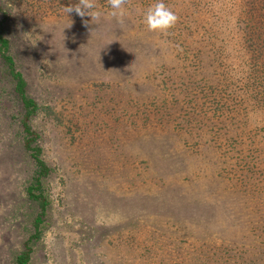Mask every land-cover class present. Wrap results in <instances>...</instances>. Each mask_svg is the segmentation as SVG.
Listing matches in <instances>:
<instances>
[{
    "label": "rangeland",
    "instance_id": "rangeland-1",
    "mask_svg": "<svg viewBox=\"0 0 264 264\" xmlns=\"http://www.w3.org/2000/svg\"><path fill=\"white\" fill-rule=\"evenodd\" d=\"M170 1L174 2L163 0L169 5ZM0 2L10 13L8 34L28 77L29 90L46 108L37 123L47 135V156L58 167L51 181L50 226L30 264L128 262L134 252L128 251L124 241L128 233L123 229L125 219H157L174 238L173 221L179 220L172 213L178 209L189 218L186 242L203 229L217 241L253 240V222L259 217L253 209L260 201L240 188L236 153L212 141L215 132L208 127L224 128L223 123L211 122L203 127L207 128L203 136L193 138L195 131L179 134L160 126L157 119L148 120L141 110L135 115L137 103L125 95L127 80L139 72L151 74L153 79L147 84L153 94L163 95L160 81L174 65L204 85L216 83L221 68L210 46L176 37L175 27L167 34L148 31L143 13L156 0H129L122 24L107 16V0L98 2L106 14L98 24L91 17L82 18L75 12L68 17L63 12L64 6L76 0ZM125 45L143 54L139 67L132 65L120 73L106 66L93 67L95 52H119L126 59L127 52L133 51L125 50ZM57 52L63 57L61 62ZM63 52L82 53L85 68L77 70L75 61ZM101 82L118 84L122 94L100 88ZM235 121L231 120L232 126ZM5 129L10 131L8 126ZM154 139L159 144L147 145ZM9 140L0 123V264L13 262L31 233L37 212L24 190L26 158L19 144ZM148 151L162 160L153 165L147 159ZM99 154L108 158L100 159L101 166L96 165ZM164 162L170 173L150 171ZM121 167L134 168L144 182L127 183L115 172ZM151 173L154 178L149 177Z\"/></svg>",
    "mask_w": 264,
    "mask_h": 264
},
{
    "label": "trees",
    "instance_id": "trees-1",
    "mask_svg": "<svg viewBox=\"0 0 264 264\" xmlns=\"http://www.w3.org/2000/svg\"><path fill=\"white\" fill-rule=\"evenodd\" d=\"M173 1L170 5L164 3L179 17L176 37L210 46L215 53L214 60L221 68L220 79L204 85L191 72L177 71L174 65L160 81L163 95L153 94V88L147 84L153 79L151 74L145 76L140 72L134 79L127 80L125 95L137 103L135 115L142 111L148 120L157 119L160 126L179 134L195 131L192 137H201L207 130L203 129L205 125L223 123L224 128L208 127L215 132L212 141L220 148L229 146L236 153L234 166L240 170V188L259 199L258 206L253 209L259 217L253 222V240L244 243L217 241L207 229L196 230V236L186 242L190 234L189 218L179 209L172 213L179 220L173 221L174 238L169 236L166 225H160L157 219L129 216L124 221L123 229L128 232L124 241L134 255L122 264H264V0ZM0 13V123L7 137L12 139L11 144H19L22 157L26 158L28 176L24 190L27 199L37 208L31 233L11 264H30L44 231L50 226L51 181L58 167L47 156V135L37 123L46 108L29 90L28 77L13 52L8 34L10 13L1 2ZM127 47L125 45V50L133 52H127L126 59L119 52H95L93 67L102 69L106 66L118 73L127 71L132 65L137 67L143 54ZM63 54L75 61L77 70L85 68L86 58H82V53ZM56 58L61 62L63 57L57 52ZM61 66L65 64L61 63ZM99 85L105 90H120V86L112 82ZM166 89L169 90L167 94L163 92ZM232 119L237 124L232 126ZM7 126L9 132L5 129ZM151 141L147 145L159 144L158 139ZM130 151L128 149L131 154ZM146 156L153 165L162 160L149 151ZM96 159V165L101 166L100 159L108 158L99 154ZM152 168L151 172L162 173H170L171 169L167 162ZM257 171L261 176H255ZM115 172L121 173L127 183L144 182L134 168L121 167ZM149 177L155 176L151 173Z\"/></svg>",
    "mask_w": 264,
    "mask_h": 264
},
{
    "label": "clouds",
    "instance_id": "clouds-1",
    "mask_svg": "<svg viewBox=\"0 0 264 264\" xmlns=\"http://www.w3.org/2000/svg\"><path fill=\"white\" fill-rule=\"evenodd\" d=\"M129 0H107L109 11L107 16L119 23L124 22L126 16V5ZM63 12L69 17L70 13L75 12L80 17H91V22L98 24L106 15L98 3V0H76L63 7ZM179 17L167 6L163 0H156L143 13V22L150 32L167 34L178 23ZM85 23H88L85 21ZM71 23L66 27H70Z\"/></svg>",
    "mask_w": 264,
    "mask_h": 264
}]
</instances>
